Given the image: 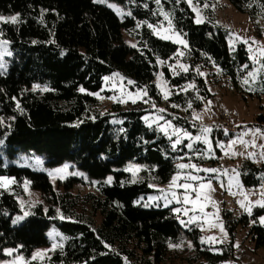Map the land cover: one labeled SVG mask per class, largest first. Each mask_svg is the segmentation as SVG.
I'll list each match as a JSON object with an SVG mask.
<instances>
[{
  "label": "trees",
  "instance_id": "1",
  "mask_svg": "<svg viewBox=\"0 0 264 264\" xmlns=\"http://www.w3.org/2000/svg\"><path fill=\"white\" fill-rule=\"evenodd\" d=\"M110 1L118 10L109 7L108 0H0V14L18 16L17 23L0 22V35L8 44L6 65L0 66V176L16 180L13 190L0 188V258L14 248L29 264H42L31 257L36 248L50 244L48 232L55 225L66 240L47 259L52 264H170L171 248L180 250L187 243L191 254L182 264H224L235 255L233 237L217 245L201 243L199 227L185 228L172 206L143 204L142 198L153 191V181L168 182L177 170L176 161L189 159L183 157L189 153L186 143L173 149L172 138L147 125L148 107L115 103L102 112L95 94L105 77L120 73L133 81L132 87H145L159 104L165 101L154 82L158 61L174 59L180 48L152 29L165 10L189 43L183 59L190 65L177 74L170 66L163 67L174 90L166 104L176 105L175 115H166L196 133L200 123L193 120V110L201 107L204 97L212 96L196 68L219 67L236 83L250 67L246 45L233 49L228 30L215 18L196 23L188 0ZM193 1L203 5L210 0ZM229 1L252 17L263 14L264 0ZM126 34L134 44L126 41ZM188 84L193 88L186 89ZM253 126L264 132V104ZM211 129L215 143L233 136ZM197 147L200 150L202 144ZM28 154L42 157L48 168L70 162L97 181L100 193L85 198L100 221L68 212L75 211V200L63 199L64 219L52 207L39 204L15 224V215L21 213L17 195L26 180L60 205L49 174L20 162ZM240 161L244 182L258 185L264 164L249 157ZM130 162L146 166L137 180L125 171ZM263 213L264 207L258 206L252 216ZM225 216L231 233L252 218L244 214L233 219L230 211ZM248 234L256 249L264 248V226L254 224Z\"/></svg>",
  "mask_w": 264,
  "mask_h": 264
},
{
  "label": "rangeland",
  "instance_id": "2",
  "mask_svg": "<svg viewBox=\"0 0 264 264\" xmlns=\"http://www.w3.org/2000/svg\"><path fill=\"white\" fill-rule=\"evenodd\" d=\"M104 1L107 0H103V2ZM108 4H111L113 9L118 10V7L110 0H108ZM190 4L192 9L195 8L198 10L199 18L202 19V22L212 17V19L215 18L218 24H221L222 27L228 30L229 45L233 49L237 50V46L243 43L244 40H247L248 43L244 44L249 52L248 55L250 59L248 72L243 77H240L236 83L219 67L204 66L196 68V71L204 79L208 89L212 93L211 97L203 98V103L200 108L193 110V120L200 123L196 133L177 125L166 115H175L173 107L166 104V101L170 98L174 90L165 77L163 67L165 65L170 66L174 73L177 74L180 70H184L181 65L187 68V70L190 65L189 61L183 59L189 47V43L184 35L175 27L169 13L165 10L161 12V21L159 24L152 25L154 33L159 37H170L169 39L176 43H178V35L180 39L186 42V46L178 43L180 48L174 59H160L158 61L159 71L156 74L154 82L164 99L165 94H167V99H165L162 104H159L151 98L145 87H132L131 85H133V83H128V81L132 80L125 78L120 73H114L108 76V79H105L101 91L97 92L99 95L97 96V93L95 95L99 99V107L102 112L110 111L115 103H120L124 108L136 107L138 105L148 107L150 110L144 116L146 124L155 126L168 137L171 136L174 141L177 138L175 135H172L174 128L189 132L193 138L201 136L200 140H190L181 135L182 143L185 142L186 145L191 143L192 148H187L189 153L183 156H188L189 159L179 158L176 161L177 170L173 176L181 177V179L178 180L180 184L189 183L194 186L201 182L207 183L210 181L214 191L209 193L208 189H203L201 190L202 196L200 201L195 205L191 203L185 205L182 202L177 203V199L183 200L185 190L183 188H169L172 178L165 183L153 181L151 183L153 191L142 198L143 204L145 206H165V197H167V200L171 201L167 203V206H172L173 211L177 208L181 209V212L177 213L174 211V213L185 228H189L192 225L199 227L201 239L204 238L206 240L208 237H216V242L205 244L217 245L229 242L233 237L235 255L242 262L245 264H264V248L256 249L251 236L248 234L254 224H261L264 226V224L260 222V218L264 217V213L258 217L252 216L255 208L259 206V204L255 202H264V196L261 195V192H264V175H261V182L258 185L250 186L244 182L240 170L235 169L233 173H228L221 168V163L225 160H231V165L237 168L241 163V161H236L237 154L242 157V160L249 157L257 164L264 163V156H262L264 147H261L264 145V135L260 136L258 139H253L251 142L245 144L243 148L239 149L236 147L238 145L237 142L235 144L231 143L234 140H238L239 142L240 139L238 137L232 136L225 142L220 141L219 143H215L210 132L208 133V139L211 142V151H209V145L203 142V137L200 132L202 127L212 128L208 122V115L209 112L214 111L215 108H225L233 116L235 122L255 125V119L260 111V106L264 104V54H262V52H264V11L262 15L252 17L247 13L238 11L229 0H210L205 3L208 7H205V4H196L193 0H191ZM208 9L211 10L212 16L211 13L208 12ZM195 13L197 19V11H195ZM0 16L9 18L16 15L0 14ZM169 21H171V26H169ZM0 22H3V20H0ZM237 37L240 39H237ZM125 39L130 44L135 43V40L127 34L125 35ZM3 41H5V39L0 35L1 67H5L6 63L4 59L8 55V44H3ZM253 41H255V43H253ZM249 73H253L254 76H249ZM245 78L249 80L248 84L243 83ZM189 85L194 86L193 84H188L186 89L193 88L189 87ZM257 93H260V95H257ZM133 100H135V103H133ZM160 109L164 111L161 112ZM196 115H198L200 119H195L194 116ZM167 122H170L172 127H168ZM253 143L255 146H253ZM198 144H202L200 150L197 147ZM229 145H231V147H229ZM218 149H220L222 153H219ZM233 153L236 154L233 155ZM248 153H254V155L250 157ZM206 159H208V161L203 162ZM20 162L24 164V166H30L36 170L44 171L49 174L51 183L57 193V199H60V205L56 204V200H54L50 194L33 188L31 183L26 180L22 185L23 192L17 195L21 213L15 215V224L23 222L27 216L33 212V208L39 204L45 209L52 207L56 212L59 210L58 214L60 216L64 215L65 209L63 208V204H67V202L66 200L63 202V199L75 200V211L71 209L68 212L90 217L97 223L100 221L101 216L93 211V206L89 203L90 200H87L89 197L85 198L87 194L98 195L100 193L98 182L90 179L84 172L77 169L74 164L64 162L58 167L48 168L44 163V159L34 154L22 155L20 157ZM180 164H195L201 169L211 168L217 169L218 171L214 173L203 171L196 172L191 168L181 169L178 167ZM144 169H146L145 165L135 162H130L125 166V171L131 174L133 180L139 179ZM73 173L76 174L74 175ZM189 173L201 177L202 179L200 181L184 179ZM110 181L108 179V182ZM15 183L16 180L14 177L0 176V188L13 190L12 187ZM173 191L177 194L176 199L172 198ZM204 195H210L211 201H206L203 198ZM191 196L194 197L195 193H191ZM212 201L215 202V205H213ZM241 201H243L245 206L251 207V214H249L245 208L241 207ZM201 204L205 205L203 211L200 210ZM185 208L189 209L187 215H185L183 211ZM227 211L232 213L233 219L244 214L250 215L252 218L247 226L243 227L242 225H238L234 232L231 233L225 216ZM204 213L208 215L205 216ZM193 216L197 219L189 223ZM218 224L223 225L224 232H221L219 227L213 226ZM48 236L50 238V244L36 248L32 254L31 260L37 259L42 264H52L48 262L47 259L51 257L52 253L57 248L63 246L66 235L57 226L53 225L48 232ZM54 244L57 245L55 249H53ZM8 250H11V255L8 254ZM171 251L174 253H172V256L169 258V263L182 264L183 259L191 254V244H184L180 250L171 248ZM37 253H40V255H37ZM6 255L7 257L0 258V264H29V259L20 254L18 249L8 248L6 249ZM224 264H227V261Z\"/></svg>",
  "mask_w": 264,
  "mask_h": 264
},
{
  "label": "snow or ice",
  "instance_id": "3",
  "mask_svg": "<svg viewBox=\"0 0 264 264\" xmlns=\"http://www.w3.org/2000/svg\"><path fill=\"white\" fill-rule=\"evenodd\" d=\"M96 2H103V0H96ZM189 3H191V0H188ZM156 3L159 4L160 3V0H156ZM109 7H112L111 4L108 5ZM205 7H208L207 4L204 5ZM194 11H197V19H196V23H201L202 22V19L199 18V12L198 10H196L195 8L193 9ZM130 15V13H129ZM167 18V17H166ZM0 20H3L5 22H11V23H17L18 22V16H12V17H9V18H5L3 16H0ZM169 26H171V21H169ZM149 27H151V25H149ZM164 39H169L170 37H162ZM237 39H240L239 37H237ZM177 42L180 43V44H183L186 46V42L183 40V39H180L179 36L177 35ZM3 44H7V41H3L2 42ZM243 43H248L247 40H244ZM253 43H255V41H253ZM133 47H135V45H133ZM262 54H264V52H262ZM10 55V53H9ZM182 55V53H181ZM182 68H184L185 71H187V68H185L183 65H181ZM202 75V73H201ZM249 76H254L253 73H249ZM105 79L107 80L108 78L105 77ZM129 84L133 83L132 81H128ZM244 84H248L249 83V80L247 78L244 79L243 81ZM39 87L38 85L37 86H34V90L35 88ZM189 87H193L192 85H189ZM47 90V89H45ZM81 92H84L85 89L81 88L80 89ZM91 94V93H90ZM146 94V93H145ZM97 96L99 95L98 93L96 94ZM139 95V94H137ZM165 99H167V94H165ZM133 103H135V100H133ZM17 107H19V105H17ZM173 107H176V105H173ZM189 107H191V104H189ZM160 111H164L163 109H160ZM195 119H200V117L198 115L194 116ZM0 123H3L2 120H0ZM167 125L168 127H172L171 123L170 122H167ZM212 131V129L210 127H202L200 129V132L202 134V137H203V142L207 145H209V151H211V142L210 140L208 139V133H210ZM257 132H259L260 130L257 129L256 130ZM226 134H227V130H225ZM172 135H175L177 138L175 139V141L173 142L172 144V147L173 149L176 148L177 145L181 144L182 143V140H181V135L185 138H188V139H195V140H200L201 139V136H197V137H192L191 134L187 131H183L181 129H173V133ZM245 135H247V133H245ZM169 139H171V136L169 137ZM237 141H232L231 143L232 144H235ZM241 144H244L246 143L242 138L240 139L239 141ZM253 146H255V144L253 143ZM187 148L191 149L192 148V144L189 143L186 145ZM223 147V146H221ZM229 147H231V145H229ZM261 147H264V145H262ZM227 154V153H226ZM236 153H233V155H235ZM248 155L251 157L254 155V153H248ZM262 156H264V153H262ZM179 168L181 169H185V168H191L193 169L194 171L196 172H200V171H203V172H207V173H214V172H217L218 170L217 169H211V168H208V169H201L199 168L197 165L195 164H180L178 165ZM74 175L76 173H73ZM51 175V174H50ZM238 175V173H237ZM181 177L179 176H173L172 179H171V182H170V185H169V188H183L185 190V194L183 196V200H179L177 199V203H183L185 205L191 203L193 205H195L198 201L201 200V196H202V192L201 190L203 189H208V192H212L214 191V189H212V186H211V182H207V183H204V182H201L199 183L198 185H192V184H189V183H183V184H180L178 183V180H180ZM184 179L186 180H191V181H200L202 178L201 177H198L196 175H192L191 173H189L186 177H184ZM111 180V178H109V181ZM191 193H195V196L192 197L191 196ZM261 195L264 196V192H261ZM177 197V194L176 192H172V198L173 199H176ZM206 201H211V197L210 195H204L203 197ZM165 200H166V204L165 206H167V203H170L171 201H168L167 200V197H165ZM213 205H215V202L212 201ZM256 204H259V206L261 207H264V202H261V201H256L255 202ZM241 204V207L245 208V210L251 214V207H247L245 206V204L243 203V201L240 202ZM205 205L201 204L200 206V210L203 211V208H204ZM59 212V210H57ZM175 212L179 213L181 212V209L180 208H177V209H174ZM184 214L187 215L188 214V211L189 209L185 208L184 210ZM205 216H207L208 214L207 213H204ZM61 219H64V217L61 215L60 217ZM218 218V217H217ZM197 218L195 216H193L191 218V220L189 221V223H191L192 221L196 220ZM260 222L262 224H264V217H261L260 218ZM215 227H219L220 228V231L221 232H224V228H223V225L222 224H218V225H213ZM210 242H216V237L212 236V237H208L206 240L204 238L201 239V243H210ZM57 245H53V249H55ZM170 246H175V245H170ZM105 247H108V245H105ZM238 247V245H237ZM8 254L11 255V250H8ZM37 255H40V253H37Z\"/></svg>",
  "mask_w": 264,
  "mask_h": 264
},
{
  "label": "built area",
  "instance_id": "4",
  "mask_svg": "<svg viewBox=\"0 0 264 264\" xmlns=\"http://www.w3.org/2000/svg\"><path fill=\"white\" fill-rule=\"evenodd\" d=\"M208 122L210 126L214 129H222L227 130L230 134L239 139H243L246 143L251 142L253 139H257L260 136L264 135V132L261 128L258 127H251L253 125H246L242 123H238L234 121L233 116L225 109V108H215L214 111L209 112L208 115ZM259 129L260 131L257 132L256 130ZM247 133V135H245ZM239 149L242 148V144L238 142ZM242 157L237 154L236 161H240ZM231 160H225L221 163V168L226 170L228 173H233L235 169L238 167H234L231 165ZM227 264H245L242 262L236 255L231 256L227 260Z\"/></svg>",
  "mask_w": 264,
  "mask_h": 264
},
{
  "label": "crops",
  "instance_id": "5",
  "mask_svg": "<svg viewBox=\"0 0 264 264\" xmlns=\"http://www.w3.org/2000/svg\"><path fill=\"white\" fill-rule=\"evenodd\" d=\"M261 164H264V163H261Z\"/></svg>",
  "mask_w": 264,
  "mask_h": 264
}]
</instances>
